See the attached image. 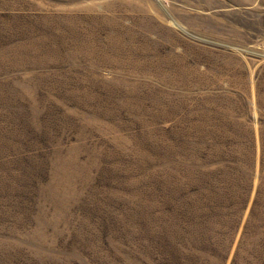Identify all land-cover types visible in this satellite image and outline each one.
<instances>
[{
	"label": "rangeland",
	"instance_id": "374dc122",
	"mask_svg": "<svg viewBox=\"0 0 264 264\" xmlns=\"http://www.w3.org/2000/svg\"><path fill=\"white\" fill-rule=\"evenodd\" d=\"M264 0H0V264H264Z\"/></svg>",
	"mask_w": 264,
	"mask_h": 264
},
{
	"label": "built area",
	"instance_id": "2783aa9c",
	"mask_svg": "<svg viewBox=\"0 0 264 264\" xmlns=\"http://www.w3.org/2000/svg\"><path fill=\"white\" fill-rule=\"evenodd\" d=\"M263 53H264V49H263Z\"/></svg>",
	"mask_w": 264,
	"mask_h": 264
}]
</instances>
